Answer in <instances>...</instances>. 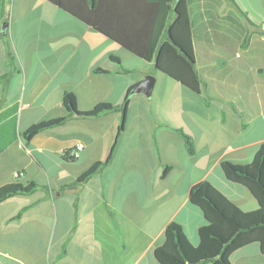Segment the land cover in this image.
I'll use <instances>...</instances> for the list:
<instances>
[{
	"label": "crops",
	"instance_id": "1",
	"mask_svg": "<svg viewBox=\"0 0 264 264\" xmlns=\"http://www.w3.org/2000/svg\"><path fill=\"white\" fill-rule=\"evenodd\" d=\"M189 15L198 93L45 0H0V188L39 185L0 203V264H159L153 251L171 222L198 244L205 219L189 193L203 181L244 211L258 208L221 162L250 163L264 143V0H189ZM147 76L151 95L131 94ZM101 104L116 109L78 114ZM204 264H264V228Z\"/></svg>",
	"mask_w": 264,
	"mask_h": 264
},
{
	"label": "trees",
	"instance_id": "2",
	"mask_svg": "<svg viewBox=\"0 0 264 264\" xmlns=\"http://www.w3.org/2000/svg\"><path fill=\"white\" fill-rule=\"evenodd\" d=\"M69 16L99 32L134 56L147 62H155V68L198 93L202 80L195 65L189 0H45ZM112 61L118 62L111 56ZM109 70L97 68L95 74L107 75ZM129 93L125 98L128 101ZM63 104L75 110V97L66 93ZM124 104V105H125ZM116 107L101 104L90 113L96 115ZM123 110V109H122ZM77 112V111H76ZM61 120L44 121L23 133L28 141L40 132L57 125ZM187 149L194 152L193 144L185 136ZM4 145L0 144V152ZM113 150V149H112ZM111 150V153H112ZM99 161L83 173L71 186L84 183L110 161ZM170 167H166V175ZM221 170L227 181L245 187L256 199L258 208L244 211L207 181L194 185L189 201L202 212L205 223L198 229L197 245H193L182 227L171 222L163 232V243L154 249L159 264H204L217 261L227 246L241 233L264 228V143L253 160L247 164L221 162ZM39 185L19 182L0 188V203L23 193L33 192ZM18 214L16 217H19Z\"/></svg>",
	"mask_w": 264,
	"mask_h": 264
},
{
	"label": "water",
	"instance_id": "3",
	"mask_svg": "<svg viewBox=\"0 0 264 264\" xmlns=\"http://www.w3.org/2000/svg\"><path fill=\"white\" fill-rule=\"evenodd\" d=\"M4 28H5V24H4ZM153 84H154V78L152 76H147V77H145V79L141 83L136 85L131 90L130 93L131 94L142 93L146 97H149L151 95V92H152V89H153Z\"/></svg>",
	"mask_w": 264,
	"mask_h": 264
},
{
	"label": "built area",
	"instance_id": "4",
	"mask_svg": "<svg viewBox=\"0 0 264 264\" xmlns=\"http://www.w3.org/2000/svg\"><path fill=\"white\" fill-rule=\"evenodd\" d=\"M84 149V145L82 143H76L73 149L69 152V157L72 160H75L79 158L81 151ZM20 174H15V177L17 178Z\"/></svg>",
	"mask_w": 264,
	"mask_h": 264
},
{
	"label": "rangeland",
	"instance_id": "5",
	"mask_svg": "<svg viewBox=\"0 0 264 264\" xmlns=\"http://www.w3.org/2000/svg\"><path fill=\"white\" fill-rule=\"evenodd\" d=\"M109 44H110V43H109ZM113 44H114V43H113ZM125 52H126V51H125ZM135 60H138V59H135ZM137 62H138L137 64H139V62H141V61H140V60H138Z\"/></svg>",
	"mask_w": 264,
	"mask_h": 264
}]
</instances>
